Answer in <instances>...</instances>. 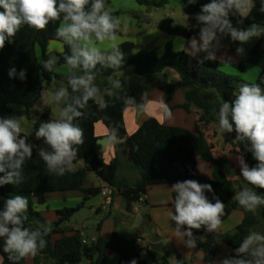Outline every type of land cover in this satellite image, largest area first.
Returning a JSON list of instances; mask_svg holds the SVG:
<instances>
[{"label": "trees", "instance_id": "1", "mask_svg": "<svg viewBox=\"0 0 264 264\" xmlns=\"http://www.w3.org/2000/svg\"><path fill=\"white\" fill-rule=\"evenodd\" d=\"M111 0H106L109 5ZM139 4H147L154 7L164 6L163 0H137ZM210 0H197L196 3H189V0H181L182 9L186 16L194 20L192 26H182L175 24L171 18L162 19L158 28L167 36L182 37L190 39L197 34L199 27L196 25L194 16L205 3ZM264 0H254V7L247 18L230 16L232 23L236 27L246 28L252 23L264 24ZM2 11V9H0ZM114 16L118 13L113 12ZM243 19L242 24L237 21ZM59 21L50 22L44 30H35L24 25L16 33L12 42L5 41V46L0 50V116H10L13 114V105L23 106L27 111H31L36 102L42 95L45 84L54 83L68 87L69 102L71 97L78 96L73 93L67 84V73L71 71L65 64L64 56L71 55V49L55 35L59 26ZM120 30L117 32L119 34ZM51 42L60 43L63 47L62 52H49L48 46ZM124 54V63L119 69H106L97 65L95 73L100 76L112 77L128 68H133L137 77L150 78L162 75L161 79L141 87L138 94L130 91L126 87H121L123 99L115 104L111 103V97L105 95L107 101L106 109H99L93 102L89 101L85 109H82L84 116L75 120L83 129L84 143L78 145V156L74 163L82 161L83 168L77 171L66 172L63 176H56L49 173L45 162L39 156L41 148L48 149L42 139H36L35 130L42 121L54 120L50 110L43 111L31 126L28 133H22L29 137V142L33 145V156L27 160L23 167L25 181L19 185L6 184L0 186V210L4 201L15 195H23L28 199V219L25 227L36 229L44 226L41 215L34 210L35 203L41 205L45 203L46 195L55 192L79 191L84 194V202L74 208H66L57 211V228L49 231L44 239L47 241L46 247L35 256L37 263L38 257L50 258L55 264H80L86 260L90 264H107V252L117 253V264H125L131 259L139 258L142 252L146 251L149 261L155 263H168V253L160 254L151 250L149 247L143 248L135 238L126 239L116 232L108 241L98 238L96 241L86 243L82 235L77 232L72 236H64L53 242L52 237L57 234L59 227L68 222L73 215L84 207V203L101 193V188L91 187L85 189L89 174H95L109 187L116 189L126 203L127 210L131 211L134 204L145 198L148 190L154 186L173 185L176 182L193 179L200 183L211 184L214 194L225 204L222 220L228 218L233 211L244 214L243 222L231 233L217 234L203 230H192L196 237V248L204 254V262L209 264L217 259L215 246L211 240L222 242L231 248L229 256L235 255V249L250 231H258L260 228L264 233V206H260L257 215L245 211L233 198L236 190L235 181L231 175L239 174L240 179L245 182L247 187L253 186L234 169V163L229 158L216 161L213 156L212 148L209 145L205 134L197 126V132L193 133L188 129L165 126L155 118H150L131 136L127 135L124 113L128 107L124 98L126 96L135 97L137 103H143L139 98L151 88H159L163 91L165 99L170 102L175 94L176 83L169 80L163 72L172 69L181 79L184 86L185 102L180 106L181 109L190 113L192 108L201 111L200 123H214L218 127V111L224 101L231 103L238 93L239 87L244 84H253L242 80L239 77L224 74L220 71L221 63L215 61H205L198 63L205 53L201 52L199 58H193L186 52H176L172 45L168 43L164 54L159 57L154 51L136 48L131 42H125L120 46ZM39 51V53H38ZM55 55L58 57V64L53 71H45L42 62ZM253 65L260 70V75L254 83L260 84L264 88V37H260L257 43L243 57L241 64L238 65L240 71L245 70V65ZM15 67L17 74L21 69H27L26 79L20 80L18 75L10 78L8 73L10 68ZM60 68H67V72H58ZM77 74H80L77 71ZM109 81L106 88H110ZM62 107V104H61ZM136 108V107H135ZM138 109V108H137ZM144 109V108H143ZM142 109V110H143ZM170 112L173 108L167 107ZM141 110V109H138ZM166 113V111H165ZM167 114V113H166ZM103 123L111 135V129L118 130L119 143L117 145V157L110 164H106L103 159L102 147L98 144L95 135V125ZM236 133H230L227 142L231 145V153L242 156L250 166H255L257 161L253 158L249 144L235 140ZM124 153L128 156V162L139 177L134 182L126 179H119L118 170L121 162L119 154ZM203 160L213 164V177L211 180L199 178L195 175L198 161ZM3 174L0 173V176ZM257 194L264 195V189H254ZM214 203L213 193H205ZM101 223L98 225L100 230ZM184 231V230H183ZM186 239V237H184ZM4 238H0V256L2 264H27L26 258L18 261L9 259V254L3 251ZM227 256V257H229ZM141 264H146L142 261ZM175 264H186L182 260H177Z\"/></svg>", "mask_w": 264, "mask_h": 264}, {"label": "clouds", "instance_id": "2", "mask_svg": "<svg viewBox=\"0 0 264 264\" xmlns=\"http://www.w3.org/2000/svg\"><path fill=\"white\" fill-rule=\"evenodd\" d=\"M197 0H189L196 3ZM254 0H210L201 6L194 19L199 27V39L192 37L187 41L189 55L193 58L198 53H205L198 63L215 61L217 51L223 47L221 40L230 37L232 42L248 43L253 38L264 37V24L252 23L248 28L233 25L230 16L247 18ZM0 50L5 41L12 42L16 33L24 25L35 30H44L50 22L59 21L56 37L68 45L71 55H65L67 84L73 93L69 102L68 87H60L55 91L53 102L62 104L59 119L42 121L35 130L36 139H42L48 149L41 148L39 156L45 162L49 173L63 176L74 167L78 156V145L84 143L83 129L74 121L83 117L88 102L93 101L99 109L107 108L105 95H114L113 89L122 87L119 79L109 77L110 88L103 92L96 85L95 70L97 65L106 69H119L124 63V54L116 45L117 32L121 29V20L112 14L106 0H0ZM264 11V6L261 8ZM243 23V19L237 21ZM112 42L110 51H102L97 43ZM243 47H237V55L244 54ZM58 64V57L49 56L42 62L45 71L51 72ZM27 69L9 70V77L18 75L20 80L26 79ZM77 71L80 74H77ZM126 105L143 109V103H137L135 97L126 96ZM168 115L170 110L165 109ZM218 125L222 133L235 131V140L248 141L253 158L257 161L250 167L244 158L238 157L240 175L252 188L238 189L234 199L248 212L255 213L264 206V195L257 194L254 189H264V88L260 84L244 83L239 87L235 99L229 103L224 101L218 111ZM111 142H119L118 130L111 129ZM33 156V145L29 137L22 134L21 121L16 116H0V186L6 184L19 185L25 181L23 167ZM175 192L174 213L170 218L176 223V234L186 237L187 248H195L196 237L193 229L202 227L207 232H215L221 225L225 204L214 194L211 184L200 183L188 179L172 185ZM213 193V200L205 193ZM28 199L23 195H15L4 201L0 210V238H4L3 251L9 259L18 261L26 257H35L46 247L44 237L50 228L41 226L36 229L25 227L28 219ZM187 226L181 233L180 227ZM234 256L225 257L220 264H264V234L250 231L240 242ZM131 264H136L135 260Z\"/></svg>", "mask_w": 264, "mask_h": 264}, {"label": "crops", "instance_id": "3", "mask_svg": "<svg viewBox=\"0 0 264 264\" xmlns=\"http://www.w3.org/2000/svg\"><path fill=\"white\" fill-rule=\"evenodd\" d=\"M115 2H124L128 6V10L133 11L132 16L136 17V9L139 7L133 0H115L110 1L109 6L111 7L112 13L116 10ZM137 2V1H136ZM168 6H171V0H165ZM166 5V6H167ZM177 12L168 16L175 24L182 26H192L194 20L184 14L179 0H174ZM139 12V11H138ZM121 17V29L117 35L116 45L120 46L125 42H131L136 48H144L154 51L157 56L161 57L164 54L165 47L168 43L172 45V48L176 52H186L189 54L187 49V41L192 37L199 39V30L197 34L192 36L190 39H184L182 37H170L164 34L159 28V22H156V28L154 29H143L142 25H139L138 19L132 16ZM136 15V16H135ZM177 21V22H176ZM138 24V25H137ZM139 27V28H138ZM249 27V26H248ZM246 27V28H248ZM245 28V29H246ZM259 38H253L248 43L243 45L240 42H232L230 37H225L221 40L223 47L217 51V60L221 63V71L224 74L232 75L241 78L242 80L254 83L260 75L259 68L246 64L245 70L240 71L238 65L241 64L243 57L251 50V48L257 43ZM112 42L105 41L104 43H97V47L101 48L102 51H110V45ZM59 44V45H57ZM49 44L48 48H53L50 52H62L63 47L60 43ZM237 47L244 48L243 55H237ZM39 53V51H38ZM200 53L197 54L199 58ZM67 68H60L58 72H67ZM169 80L176 83L175 94L170 102L165 99L164 93L159 88H151L140 96L141 101H145L143 113L140 114L139 110L135 107H128L124 113V120L126 126V132L128 136L133 135L145 121L150 118H155L158 122L165 126H175L188 129L189 131L196 133L197 126L200 127L201 131L205 134V137L212 148L213 156L216 161H220L224 158H229L233 163L236 162L237 157H229V149L225 144L226 133H222L216 124H205L199 122L201 111L196 108H192L191 112L188 113L181 109L180 106L184 104V86L181 84V79L175 71L165 70L163 72ZM96 85L103 90L106 88L109 81V77L100 76L96 74ZM162 75L152 76L150 78L137 77L134 73V69L128 68L122 72L113 75L112 79H119L122 87H126L130 91L139 95L138 92L141 87L146 88L148 85L161 79ZM63 85H56L54 83L45 84L44 90L39 100L36 102L35 107L31 110L34 117H38L43 111L50 110L52 118L59 119V113L61 110H52L50 106V100L53 99L52 94L57 91ZM114 95L111 96V103L115 104L123 99V94L120 89H113ZM16 106L13 105V114L16 112ZM171 106L173 108L171 115L165 113V109ZM23 107V106H20ZM12 114V115H13ZM10 115V116H12ZM31 128V127H30ZM29 128V130H30ZM28 130V132H29ZM22 133H27L22 130ZM95 135L98 139L108 138V143L105 151L102 150L103 159L106 164H110L112 160L117 157V145L116 142L109 140V131L106 126L99 122L95 125ZM216 148L221 149V153ZM236 155V154H235ZM118 158L121 165L118 170L119 179H126L129 182H134L138 179V173L132 169L129 165L128 156L124 153L119 154ZM83 162L79 161L74 163L72 171H77L83 168ZM240 172V167L238 168ZM195 175L199 178H205L211 180L213 177V164L203 160L198 161ZM239 175V174H238ZM239 177V176H238ZM237 176L235 178H238ZM232 180H236V179ZM243 182V181H242ZM243 184L247 187L245 182ZM236 186V185H235ZM85 189L96 187L101 188V193L95 197L88 199L84 203V207L78 211L73 217L62 224L59 227L57 234L52 237L53 242L61 239L64 236H72L79 232L86 243H91L101 238L108 241L113 233H117L123 238L132 239L135 238L139 241L143 248L149 247V243H161L163 245V251L158 252L160 254L168 253V263L175 264L177 260H182L186 264H207L204 262V254L195 248H187L184 244V236L176 234V223L170 218V213H174V199L175 192L171 189L172 185L154 186L151 187L145 198L134 204L132 210L129 211L126 208V203L123 200L119 192L109 187L95 174L91 173L88 176L87 183L83 186ZM237 190V189H236ZM84 202V194L79 191H68V192H55L48 193L46 195L44 204L34 205V210L38 212L44 220V226L50 228L53 231L57 228L56 223L58 222L57 211L74 208L80 206ZM244 220V214L239 211H233L231 215L222 220L220 227L215 231L217 234L228 233L240 225ZM101 223L100 230L98 225ZM187 226H181L180 232L186 229ZM202 227L200 230H203ZM231 229V230H229ZM196 230V229H194ZM144 237V239H141ZM217 259L209 264H220L223 258L229 256L232 252L231 248L222 242L214 241ZM150 248V247H149ZM107 264H117L118 255L114 252L108 251ZM135 260L136 264H141L145 261L146 264H164L155 263L149 261L148 254L146 251L142 252L139 258L131 259L125 264H131V261ZM27 264H55L50 258L44 256L38 257L37 263L35 257H26ZM0 264H2V258L0 256ZM80 264H90V262L84 260Z\"/></svg>", "mask_w": 264, "mask_h": 264}, {"label": "rangeland", "instance_id": "4", "mask_svg": "<svg viewBox=\"0 0 264 264\" xmlns=\"http://www.w3.org/2000/svg\"><path fill=\"white\" fill-rule=\"evenodd\" d=\"M112 1H115V0H112ZM133 1H135L137 6L139 7V10L136 9V11H135L136 14H138V16H136V15H135L136 17L132 16L131 14L133 13V11L128 10L127 9L128 6L125 5L124 2H115V4H114L115 7H113V8H116V10H114V12L118 13V16H121L123 18L131 15L133 18L138 19L139 25L143 26V24H144V26L142 27L143 29H145V28H147L149 30L154 29V28H156V22H160L162 19L167 18L171 14H174V13L177 12L176 5H174V0H171V6H168L167 5L168 3H165L164 6H161V7H154V6L147 5V4H142L141 5L138 2H136L137 0H133ZM163 1H165V0H163ZM179 4L182 7L181 0H179ZM52 43L53 44H57V42H52ZM57 45H59V44H57ZM52 49L53 48H48V51L50 52ZM131 69H133V68H131ZM167 70L168 71H172V69H167ZM220 71H221V68H220ZM221 72H223V71H221ZM49 102H50V106H51L53 111H55L57 109H60V106L57 103H54L53 99H51ZM12 116H16V117H18L20 119L22 130H24L27 133H28L29 128L33 125V123L36 120V117H34L32 115L31 111H27L24 107H20V106L19 107L16 106V112ZM224 135H225V138H226L225 144H226V146L229 149V157L230 158H233L235 156L237 157V155L231 153L232 147L227 142V139L230 137V133H226ZM244 143H247V144L250 145V142H248V141L240 142V144H244ZM216 149L218 150L219 153H221L220 152L221 149L220 150H219V148H216ZM239 167L240 166L238 164V160H236V162L234 163V169L237 171ZM231 176H232L231 178L234 179L236 176L238 177L239 175L236 174V175H231ZM235 179H236L235 180V185H236V189L237 190L240 189V188L246 187L243 184V182L240 179V177L235 178ZM256 212H257L256 214L258 215L259 211H256ZM229 230H231V229H229ZM234 230H235V227H233V229L231 231H229L228 233H231ZM257 232H260V233L264 234L260 228L258 229ZM115 255L117 256V253H115Z\"/></svg>", "mask_w": 264, "mask_h": 264}, {"label": "water", "instance_id": "5", "mask_svg": "<svg viewBox=\"0 0 264 264\" xmlns=\"http://www.w3.org/2000/svg\"><path fill=\"white\" fill-rule=\"evenodd\" d=\"M139 113L142 114L143 110H139ZM98 144L102 147V150L105 151V148L108 143V138L98 139ZM211 244H214V240L210 241ZM149 247L151 250L155 252H162L163 251V245L161 243H149Z\"/></svg>", "mask_w": 264, "mask_h": 264}, {"label": "built area", "instance_id": "6", "mask_svg": "<svg viewBox=\"0 0 264 264\" xmlns=\"http://www.w3.org/2000/svg\"><path fill=\"white\" fill-rule=\"evenodd\" d=\"M143 200V198L141 199V201ZM141 239H144V237H141Z\"/></svg>", "mask_w": 264, "mask_h": 264}]
</instances>
